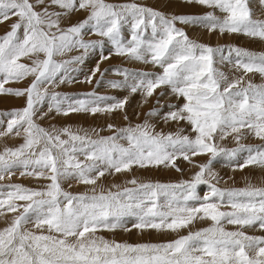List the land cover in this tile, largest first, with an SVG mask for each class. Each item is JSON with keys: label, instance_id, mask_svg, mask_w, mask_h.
Wrapping results in <instances>:
<instances>
[{"label": "snow or ice", "instance_id": "6c2138e0", "mask_svg": "<svg viewBox=\"0 0 264 264\" xmlns=\"http://www.w3.org/2000/svg\"><path fill=\"white\" fill-rule=\"evenodd\" d=\"M185 2L214 11L202 16L168 18L135 3L114 6L105 0H0V23L17 18L11 30L0 37V95L26 97V107L7 114L6 128L0 131V138L24 136L19 147H6L0 152V181L10 178L16 169H23L21 175L50 181L43 190L0 185V216L19 213L0 230V264H264V237L243 231L247 227L264 230V188L249 185L245 189L222 190L211 183H219L212 164L220 156L231 161L238 152L247 151V158L238 168L253 164L264 167V149L241 146L229 150L217 143L233 134L239 143L242 129L264 140V86L249 81L241 87L244 76L229 79L214 66L227 62L245 76H264V55L229 48L226 56L223 48L194 42L175 26L179 21L221 34L242 33L264 40V21L252 19L247 0ZM39 6H43L41 11L36 10ZM52 6L62 11H49ZM81 10L89 12L84 21L61 28L62 17ZM216 10L224 14L222 18L215 14ZM126 25L131 28V36L125 43L122 28ZM149 27L151 36L146 38ZM88 34L105 38L117 56L162 69L159 74L116 69L123 81L106 83L114 89L126 88L130 94L140 92L145 103L157 89H169L170 95L182 98L184 103L179 107L169 103L167 112L153 109L148 116H160L165 122L185 121L195 137L156 132L147 120L120 129L108 125L115 134L96 139L69 129L57 132L41 127L36 117L46 101L49 112L63 115L114 112L127 104V98L89 94L90 98L76 100L65 108L62 105L68 97L48 92V86L68 80L69 72L75 71L69 65L81 64L85 59L77 56L60 61L56 57L73 50L87 53L99 48L101 61L110 58L103 55L104 40L85 41ZM233 53L235 60L231 59ZM23 58L32 63H22ZM99 71L97 64L87 82L91 83ZM28 77H32V82L26 89L5 87ZM160 96H165V92L161 91ZM156 103L163 107L159 99ZM46 115L41 113L39 118ZM201 155L209 156V160L196 165L200 170L191 181L165 185L133 179L129 183L136 185L134 188L105 192L101 187L95 194L97 181L106 175L131 171L133 166L176 167L179 158L193 163L192 158ZM176 170L180 171L178 167ZM70 180L94 186V194L64 191L62 181ZM201 184L209 187L202 198L196 191ZM161 197L165 198L163 202ZM130 217L136 220L134 226L142 230L175 232L197 219L210 220L212 225L166 244H120L95 236L99 229L123 227ZM29 223L39 231L28 230ZM225 224L238 229L226 231Z\"/></svg>", "mask_w": 264, "mask_h": 264}, {"label": "rangeland", "instance_id": "374dc122", "mask_svg": "<svg viewBox=\"0 0 264 264\" xmlns=\"http://www.w3.org/2000/svg\"><path fill=\"white\" fill-rule=\"evenodd\" d=\"M35 2V0H32ZM107 4L120 6L126 4H137L142 7L153 9L164 14L166 17L171 18L173 16H202L207 14L213 9L201 6L196 3H186L185 0H105ZM247 4L250 12L252 13V19L258 21H264V2L262 0H247ZM43 6L37 7V11H41ZM49 11H62L56 6L49 8ZM218 17H223V13L218 10L215 11ZM89 15L88 11H77L71 13L69 16L61 18V28H67L75 25L79 22L84 21ZM17 22L16 17H12L2 23H0V37L6 35L10 30L13 23ZM175 26L178 29L184 31L190 40L210 46L213 48H223L224 54L227 56V50L229 48H240L246 50L255 55H264V40L258 37H249L242 33H223L217 31H209L199 25L183 24L179 21L176 22ZM122 35L125 43L130 39L131 28L126 25L122 28ZM151 28H148L145 34L146 38H150ZM85 41H99L104 40L103 55L109 56V59L101 61V49L95 51H88L85 53L83 50H73L66 53L64 56L56 57L57 60H70L73 57L84 56L85 59L81 64L69 65L70 71L68 74V80L58 86H48L49 93H59L61 97H68V100L62 105L67 107V104H74L76 100L88 99L89 94H95L96 96L114 97L117 100L127 98V104L123 110H116L114 112H98L95 115L91 112H70L68 115L57 114L54 110L48 111V102L46 101L44 106L40 108L37 113L36 122L43 128L51 131L55 129L60 132L62 129H69L73 133L84 135L87 133L92 139H96L98 136H111L115 132L108 129V125H113L116 129L143 124L146 120L152 124L156 132H163L181 135H188L190 138L195 137V133L192 132L191 126L185 122L168 121L165 122L160 116L149 117L148 113L153 109L167 112V104H175L177 107L181 106L184 101L183 99H177L174 95L169 94V89L162 88L157 89L154 95L148 98L147 103L144 102L145 97L137 92L130 94L128 89H114L108 86L107 81H123L124 77L117 74L116 69H126L129 72H147L150 74H159L162 69L154 66L153 64H144L138 61L130 60L127 56H117L113 54L112 45L105 39L96 35L88 34L84 36ZM40 58L43 59V54H40ZM231 59L235 60L236 56L233 53ZM22 63L31 64L32 61L28 58H23ZM99 64L100 71L92 77L91 83L87 82V77L92 74L94 68ZM221 71L228 75L229 79H234L240 76H244V83L241 87L245 86L249 81L253 85L264 86V76L259 73H249L246 76L242 70H237L232 64L227 62L223 64H216ZM103 73V77L101 76ZM70 81V82H69ZM32 82V77H28L20 82H14L6 84V88L11 89H26ZM161 91L165 92V96H160ZM161 101L163 107L157 105V100ZM113 101H107L105 103H112ZM104 106V105H101ZM26 107V97H17L14 95H0V131H4L9 120L7 114L12 113L16 110H22ZM47 113L42 119L39 118L41 113ZM127 116V119H125ZM181 130H183L181 132ZM234 135L228 136L224 140H217L220 147L232 150L243 146L244 148L252 149H264V140L257 138L248 129H242V139L239 143L234 139ZM62 139H68L67 136H61ZM24 143V136L9 135L0 138V152L4 149L12 148L15 149ZM120 143L127 146L125 141ZM247 151L238 152L237 156L229 161L226 157H217L212 164V171L216 174L217 180H211L212 184H215L222 190L231 189H245L249 185L256 188H264V167L259 165H249L244 167L242 170L237 167L238 164L243 163L247 158ZM83 160V156L79 157ZM193 163L179 158L176 161V167L180 171L176 170V167L160 165L158 167H145L140 168L139 166H133L131 171L113 173L106 175L97 181L96 193L98 194L102 187L105 192L107 191H122L124 188H134L136 185L129 183V181L135 179L138 183H153V184H165V185H178L186 181H191L195 174L199 172V167L196 165L206 164L209 160V156L201 155L192 158ZM23 169H16L14 174L10 178L0 181V185H21L25 188L32 190H43L50 181L46 179H38L33 176L21 175ZM61 186L64 191L69 192L73 195L88 196L93 195L92 185H86L79 183L75 180L62 181ZM197 195L201 198L208 194L209 187L207 184H201L197 186ZM164 197L160 198V201H164ZM24 203V202H18ZM193 203V202H190ZM222 211H230V208H222ZM19 213H7L4 216H0V230L7 227L14 216ZM136 223L135 218H126L123 227H117L114 230L99 229L96 231V237H102L104 240L109 242H115L120 244L129 245H141V244H166L180 239L181 237L189 235L190 232L200 231L208 228L212 225L210 220L197 219L189 227L179 229L175 232L169 230L158 231L155 229H138L134 225ZM226 231H236L238 226L225 224ZM28 230L38 232L32 223L26 225ZM243 231L247 235L264 237V230L257 227H247ZM44 234H47L45 232ZM121 237V238H120Z\"/></svg>", "mask_w": 264, "mask_h": 264}, {"label": "bare ground", "instance_id": "6f19581e", "mask_svg": "<svg viewBox=\"0 0 264 264\" xmlns=\"http://www.w3.org/2000/svg\"><path fill=\"white\" fill-rule=\"evenodd\" d=\"M121 238V237H120Z\"/></svg>", "mask_w": 264, "mask_h": 264}]
</instances>
